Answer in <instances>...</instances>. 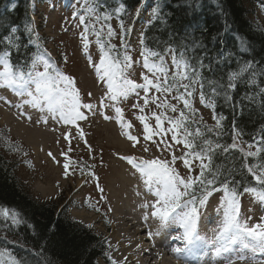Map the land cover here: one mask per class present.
<instances>
[{
	"label": "snow or ice",
	"instance_id": "1",
	"mask_svg": "<svg viewBox=\"0 0 264 264\" xmlns=\"http://www.w3.org/2000/svg\"><path fill=\"white\" fill-rule=\"evenodd\" d=\"M84 3L85 7L82 10L84 14L80 11H74L72 17L73 19L78 18L80 24L84 25L85 33L89 31V25L85 23L86 15L94 16L97 22L101 19L109 21L112 18L108 13L98 15L97 6L89 4V0H84ZM122 11H124L123 5L117 9V12ZM139 11L140 9L137 8L136 13L139 14ZM153 17L155 19L160 18L158 10H154ZM91 30L96 36V42L103 54L98 64L92 60L90 55L88 60L95 70L97 79L107 84L104 99L99 101L96 106L82 102L75 79L55 66L47 49L30 54L27 63L24 65L14 64L11 60L13 50L19 52L21 49V44L18 43V37L15 35L17 32L15 27L10 29L9 35L0 38V45L4 46L3 49H0V88L10 89L15 95L22 98L27 97L23 100V105H30L41 111L46 110L51 114L52 119L63 121L65 124L75 125L77 121H86L89 117L84 110L92 112L93 115H102L106 121L112 120V116L100 111V109L109 107L114 109L115 119L120 128L129 130L133 128V125L130 121L125 122L124 109L117 105L127 101L130 97H135L136 102L132 104V108L141 113L136 118L143 124V140L153 141V138L158 136L160 140L156 142L157 147L162 148L165 143L169 149L173 144L180 146L182 155L177 157L173 152L171 164L180 160L189 172L193 170V162L199 161L198 176L182 177L166 160L140 159L137 162L134 156L119 157L139 169L144 177L146 188L156 197V200L150 205L154 209L151 216L158 218L162 227L166 228L171 224L178 223L183 229L182 235L173 236L172 240H180L184 247H173L171 250L178 257L189 259V253L201 249L205 243L197 231L198 205L204 206L212 192L218 190L211 187L215 183L216 177L214 176L213 179L206 178V173L211 172V153L216 149L228 151L229 148H238L246 156L253 157L264 152V148L248 144V150L245 152V148L237 142L241 135L239 131L233 136V143L225 147L218 143L213 146L211 140L203 137L199 126L194 131L190 130L191 124L203 122L202 116L199 117V121L196 119L198 109L193 106L190 98L198 93L200 103L203 106L214 109L215 104L205 94L204 78L201 72V69L210 68V65H205L203 60L189 57L187 48L180 52L168 47L164 54L145 48L140 53L143 58L142 66L145 70L141 74L143 82H137L130 79L128 73V70L132 69L135 63L132 56L125 51L123 59H121L117 45L111 42L112 39L119 37L121 43H125L122 37L130 33L131 28L126 27L125 22L120 19L119 32L113 29L111 24L107 25L106 32L104 25H101L99 31L96 30L95 25H92ZM28 31L31 33L34 32V29L29 28ZM105 35L106 40L102 39ZM37 38L39 39L38 34ZM82 39L84 40V48L87 50V35H83ZM29 43L32 41L29 40ZM140 43L143 45V40ZM24 47L26 48L27 45ZM166 56L171 57V68L167 64ZM194 59L195 62H193ZM66 60L67 57H65ZM251 68V63L245 62L238 70L229 72L227 84H214L211 88L212 95H220L225 88L235 90L238 86L237 81L243 79ZM250 82L254 83L255 81ZM88 95L91 96L92 94L88 93ZM225 98L231 99L226 93ZM0 99L5 98L0 97ZM141 100L142 104L139 102ZM104 101H111L112 103L106 104ZM5 102L8 101L5 99ZM178 105L183 107L178 108ZM16 107H22V105L18 104ZM153 107L162 111H151ZM146 109L150 111L151 117L155 121L154 127L147 123L148 117L143 115ZM168 112L177 115L169 116ZM213 119L216 120V128H219L222 117H213ZM42 122L47 123V118H42ZM205 127L209 133L214 131L211 127L206 125ZM121 134L131 142L132 147L139 144L144 151H148V148L141 143V137L132 135L130 131H123ZM169 134H171L170 142H166L164 138ZM80 135L83 139L82 131ZM69 136L70 133H66L65 139L69 140ZM198 140L200 143H197ZM261 140H264V136L261 137ZM69 150L71 151V146ZM48 155L51 157L52 153L49 152ZM62 155H66V153H62ZM63 167L66 170L65 176H67L69 164L65 163ZM245 167L257 184L264 185V166L245 165ZM88 175L93 176L94 173L89 172ZM197 184L201 185L202 188L199 196L196 195L194 189ZM221 188L226 195L221 202L223 218L214 238V243L218 245L216 255L224 264H235L237 260L244 261L246 259L253 260L254 264H264V259L255 260L257 255L264 257V217L260 218V222L249 226L245 220L241 219L240 194L235 188L230 189L227 181L222 183ZM101 191L103 190L101 189ZM243 191L256 195L258 200L264 203V191L257 192L254 187H246ZM185 197L187 199H184ZM148 206L145 205V207ZM0 216L9 219L12 224L21 222L15 213H9L7 209L0 211ZM147 218L146 216L145 219ZM249 252L252 254L251 256L247 255ZM108 259L111 260V264H119L111 256ZM0 264H23V262L8 253L7 249H4L0 250Z\"/></svg>",
	"mask_w": 264,
	"mask_h": 264
},
{
	"label": "rangeland",
	"instance_id": "2",
	"mask_svg": "<svg viewBox=\"0 0 264 264\" xmlns=\"http://www.w3.org/2000/svg\"><path fill=\"white\" fill-rule=\"evenodd\" d=\"M250 2L252 8H255L258 13L260 22L264 23V0H250ZM146 3L144 0L138 7L140 9L139 14L136 13L137 9H135L134 20H132L131 25L125 23L126 27L131 28V32L122 37L125 43H121L119 37L111 41L119 49L121 48L123 52L121 54L122 59L125 51L132 56L135 63L133 68L128 70V73L129 78L137 82H143L141 74L145 72L142 66L143 58L140 55L142 52L140 43L142 31L151 20V12L146 7ZM84 7V0H53L51 3H42L35 0L34 27L35 34H38L39 37L36 40V45L41 46V50L47 49L55 66L75 79L82 102L96 106L99 101L104 99L107 84L97 79L95 70L88 60L90 55L92 60L98 64L103 54L96 42V36L93 32L91 35L88 32L85 33L84 25L80 24L78 18L73 19L72 17L75 9H79L84 14L82 11ZM119 22L115 18H111L108 23L101 20L97 22L94 16L91 15H86L85 20V23L89 25V30H91L92 25H95L96 30L99 31L101 25H104L105 32L108 24H111L112 28L119 32ZM83 35H87L88 38L87 50L84 48ZM102 39L106 40V35ZM65 57H67L66 61ZM166 61L171 68V57H166ZM88 93L92 95L89 96ZM8 96L11 98H8ZM0 97H4L8 101L6 103L5 99H0V103L11 112H14L11 114L13 120L7 125L0 123V127L7 130V136L12 143L19 142L24 147L23 151L21 148L19 149V152L22 151L21 153H15L12 156L16 159L19 158L18 176L29 187L32 194L43 201L62 197L63 206L70 208V215L74 219L92 227L98 235L104 236L108 240V244L112 247L110 256L114 260L118 261L119 264H133L128 256H123L121 253L122 242L117 240L120 232L119 208L125 210L131 208L132 211L137 209L142 213V210L145 209L147 214H151L154 209L150 205L156 200V197L146 188L144 177L139 169L119 157L134 156L137 162L140 159H160L171 164L173 152L177 157L182 155L181 147L173 144L169 149L167 143L162 148L157 147L156 142L160 140L158 136L154 137L153 141L143 140V124L136 118L141 113L132 108V104L136 102L135 97H130L127 101L117 105L124 109L125 122L130 121L132 123L133 128L130 130L120 128L115 119L114 109L109 107L100 109V111L112 116V120L106 121L102 115H93L92 112L84 110L89 118L86 121H77L75 125H71L52 119L51 114L46 110L41 111L30 105H23V100L27 97H19L10 89L0 88ZM104 102L106 104L112 103L111 101ZM139 102L142 104V100ZM173 103H176V101H173ZM18 104L22 107H16ZM193 106L198 109V116L203 117V123L216 126L212 109L200 103L198 94ZM182 107V105H178V108ZM151 111L159 112L162 110L153 107ZM170 113L168 112V114ZM143 115L148 117L147 123L154 127L155 121L151 117L150 111L146 109ZM2 117L3 115L0 116V120ZM44 117L47 118V123L42 122ZM19 123L28 129L38 130L43 136L46 134V139L38 137V143H44L43 148H38L37 144L33 143L31 147L28 145L29 143H25L18 137L19 135L17 136L14 133L16 132L14 129L15 124ZM81 131L83 139H81ZM123 131H130L132 135L141 137V143L148 148V151H144L139 144L132 147L131 142L121 134ZM66 133H70L69 140L65 139ZM170 135L164 138L166 142H170ZM237 142L245 148V152L248 150V144L241 142L239 139ZM70 146L71 151L69 150ZM49 152L52 153L51 157L48 155ZM62 153H66V155H62ZM65 163L69 164L67 176H65L66 170L63 167ZM171 166L182 177L197 176L196 172H189L180 160H177ZM195 168H199V163L195 164ZM89 172L94 173V175L89 176ZM225 195L223 190L212 192L206 204L201 206L198 211L197 231L205 241L203 247L195 253L197 257L195 260L198 264H224L216 255L218 245L214 243V238L223 218L221 202ZM146 204L149 206L145 207ZM240 204L241 219L245 220L249 226L260 222V218L264 217V203L260 202L256 195L245 193L240 199ZM84 213L92 214L91 221L90 218L86 219L82 216L85 215ZM208 213L215 214L214 221H211ZM140 215L145 216L146 214ZM106 219L111 229H108ZM174 229L176 231L172 232ZM163 230L167 234L168 244L171 245L169 247L166 244L169 250L173 247H184L180 240H172L173 236H181L183 233V229L178 223L171 224L166 228L163 227ZM162 250L163 255H166L167 251ZM247 255L251 256L252 254L249 252ZM166 259L174 260L170 257H166ZM177 259H179V263L189 264L181 257ZM261 259H264V257L259 255L255 257L256 261ZM100 264L107 263L101 260ZM235 264H254V262L246 259L244 261L237 260Z\"/></svg>",
	"mask_w": 264,
	"mask_h": 264
},
{
	"label": "trees",
	"instance_id": "3",
	"mask_svg": "<svg viewBox=\"0 0 264 264\" xmlns=\"http://www.w3.org/2000/svg\"><path fill=\"white\" fill-rule=\"evenodd\" d=\"M39 1L51 3L53 0ZM146 1L150 6L151 22L147 23L142 33V51L147 48L164 54L168 47L180 52L187 48L189 57L210 65V68L201 69L204 91L215 104V108H211L214 117H222L221 126L216 128L201 122L191 124L190 130L194 131L199 126L203 137L211 140L213 146L218 143L225 147L233 143V136L239 131L241 142L264 148V140H261L264 136V23L258 19L250 0ZM34 2L0 0V38L9 35L12 27L17 29L15 35L21 49L19 52L13 50L11 57L17 65L26 64L30 54L41 51V46L36 45ZM141 3L142 0H89V4L97 6L98 15L108 13L112 18L122 19L130 25L134 11ZM121 5L124 11L117 12ZM154 10L159 11V19L153 17ZM101 21L108 23L110 20ZM29 28L34 32L30 33ZM3 47L0 45V49ZM117 50L122 59L121 48L117 47ZM245 62L251 63L252 68L237 81V88H225L220 95L213 96L212 86L226 85L228 73L238 70ZM225 93L231 99H226ZM197 94L190 98L192 103ZM196 119L199 121L198 114ZM205 125L214 131L207 132ZM20 148L23 151V145L12 143L7 130L0 127V211L7 209L21 221L12 224L9 219L0 216V250L7 249L23 264H100L101 260L111 264L108 257L112 247L108 240L92 227L74 219L70 208L63 206L62 197L43 201L32 194L18 176L19 158L12 156L21 153ZM196 163L199 161L193 162L192 173L196 172L198 176L200 167L196 169ZM245 165L264 166V152L248 157L238 148H229L228 151L216 149L211 153V172L206 173V178L213 179L215 176L211 187L218 190H223L221 185L227 181L229 188H235L240 194L239 200L246 187H254L257 192L264 191V185L256 183ZM194 189L199 196L201 185H195ZM106 225L111 229L107 219Z\"/></svg>",
	"mask_w": 264,
	"mask_h": 264
},
{
	"label": "bare ground",
	"instance_id": "4",
	"mask_svg": "<svg viewBox=\"0 0 264 264\" xmlns=\"http://www.w3.org/2000/svg\"><path fill=\"white\" fill-rule=\"evenodd\" d=\"M8 98H11L8 96ZM12 113L7 109L2 103H0V116L3 115L0 123L5 125L9 124L12 121ZM18 122L17 120H15ZM24 123V121H23ZM14 132L21 140L25 143H29L32 147L33 144H37L38 148H43L44 143H38V137H44L46 139V134L44 136L36 129H28L22 124H15ZM33 143V144H32ZM145 216H141L142 212L135 209L132 211L125 210L124 208H119L118 221L120 225V232L117 237V240L122 242V251L123 256H128L133 264H182L179 263V259L172 250L166 246L167 234L161 226L159 219H155L151 214H147L146 210H142ZM90 213V212H89ZM85 214V213H84ZM86 215V216H85ZM82 215L84 218H90L92 214L86 213ZM148 217L145 219V217ZM80 218V216H78ZM176 230L172 231L175 232ZM146 234V235H144ZM151 234V235H150ZM150 236V237H149ZM169 247L171 246L168 244ZM166 250V255H163V250ZM170 257L172 260L166 259ZM184 259L183 257H181ZM198 264V263H194Z\"/></svg>",
	"mask_w": 264,
	"mask_h": 264
}]
</instances>
